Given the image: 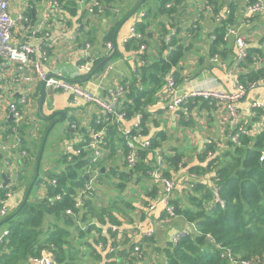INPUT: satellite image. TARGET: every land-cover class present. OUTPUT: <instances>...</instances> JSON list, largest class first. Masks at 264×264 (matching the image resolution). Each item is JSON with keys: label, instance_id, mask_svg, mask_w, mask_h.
<instances>
[{"label": "trees", "instance_id": "16d2710c", "mask_svg": "<svg viewBox=\"0 0 264 264\" xmlns=\"http://www.w3.org/2000/svg\"><path fill=\"white\" fill-rule=\"evenodd\" d=\"M57 1L59 11L54 7L50 9L59 13L57 16L60 24L67 25V16L69 20L79 16L77 0ZM159 1L157 10L150 7L141 13L142 20L132 25L135 33L131 32L130 27L129 35L123 39L124 48L136 57V65L134 69L132 68L131 77L121 84L125 88V93L120 99L122 111L126 112L125 118L119 123L106 121V116L102 113L101 121L95 126L96 131H102L99 144H104V151L105 148L109 149V154L91 163L93 150L89 145L72 161H68L61 154L54 165H46L42 160L40 176L28 202L9 222L1 226L3 232L7 230L8 233L0 241V264H32L31 259L40 256L44 251L53 257L54 264H78L77 261L85 256H87V264H102L103 260L106 263L108 259L112 264H241L243 260L264 264V107H252V104L251 108L255 110V115L249 117L251 125L243 120L240 113V123L246 126L247 131L240 134L239 142L231 139V136L238 131L237 128L225 130L228 132V140L223 144L224 146H220V143L218 146L216 141L208 138L206 142L203 141L198 145L196 163L189 168V174H196L193 177L195 182L190 186L181 185L177 181L178 178L176 179V193L172 201L175 215L170 216L164 209L163 219H165L164 224L171 227L177 218L181 217L188 223V227L177 229L172 235L180 231H184L185 235L177 243L171 240L167 246L157 247L158 256L155 255L153 245L156 234L140 241L139 251H135L134 246L119 250L116 238L120 234L128 233L120 232V229L137 225L134 224L135 208L138 207L140 211L146 212L145 205L148 198L158 197L160 187L153 181L147 182L151 179L149 174L152 169L157 167L155 150L161 153L167 163L164 174L168 177L175 178L173 174H177L188 165L187 152L183 148L170 147L167 144L168 149L176 151L171 154L164 146L168 140L167 131L152 132L150 120L152 113L149 109L159 101L161 92L167 91L168 74L174 71L178 84L186 78L197 77L183 75L182 63L186 54L198 41H206L209 46L206 54H201L199 60L200 64H205V70L210 69L213 72L215 65L225 67L228 65L227 62H233L230 61V56H234L235 64L238 55L235 40L233 37H228L227 30L229 24L235 25L237 21V4L234 1L225 7V0H197L194 3L197 5L198 16L186 25L180 24V18L187 12L188 0ZM172 1L173 4L168 7L167 4ZM244 1L249 5L257 0ZM99 2L101 11L99 6L94 7L93 12L87 7L82 17L88 14L95 16L98 23L103 20L106 23L108 17L116 19L111 13L112 8L116 9L114 5L112 6L115 0H99ZM144 2L147 3L148 0H143L141 5H144ZM207 5H210L213 11L207 10ZM216 13L223 14L221 22L216 20ZM176 14L180 15L178 22L173 25L168 23V20H172ZM203 17L212 20L207 33L208 39L206 36L204 38L202 33ZM22 19L23 16L17 21ZM121 21L122 19L117 20L106 31L104 42L114 43L116 50L111 51L113 54L111 59L95 74L105 70L112 59L123 55L115 36V30ZM154 24L161 27V33L158 40L152 44L150 41L154 37L152 30ZM77 26L79 30L82 29L81 23ZM14 27L12 43H14ZM261 37L256 46H250V40L247 38V55L235 66V69L241 70L238 74L235 73V82L238 81L247 88L254 82L257 84L264 82V36ZM74 41H77V38ZM84 41L81 49H84L86 44H90L92 49L94 40L88 38ZM144 44L147 46L146 49L142 48ZM216 55L220 57L218 62L213 61ZM92 56L95 58L94 67L106 58V56L96 57L93 54ZM82 58L84 59L80 64L86 60V57ZM258 88L261 86L255 89ZM22 103L28 104V100ZM22 103L17 104L21 114H23ZM199 108L200 110L217 109V103L201 97H191L175 112V116L181 115L182 122L193 126L195 124L193 112ZM137 114L141 115V121L139 126L130 125L131 134H139L141 140H151V144L140 147L141 158L135 165L129 166L125 159L126 170L119 171L112 165L109 166L107 161L116 154V147L119 145H123L124 154L127 152L123 129L128 128L126 126L128 121H135ZM22 119L23 116L19 121L12 118L8 122V132L13 133L14 136L13 128L18 129L27 156L22 158L16 151L18 157L13 159L19 160L17 163L22 167L16 178L18 183L16 186L2 185L0 191L3 196L8 191L14 192L23 180L26 194L35 176L42 142L50 126L45 127L40 144L33 149L29 147L27 137L21 134ZM71 131V127L66 129L68 134L73 135ZM104 132L106 133L103 137ZM82 134L90 143L88 132ZM47 144L48 140L46 146ZM84 146L85 142L82 140L78 147ZM89 166L98 171L101 181H106L112 186L108 204L97 194L78 196L79 189L87 182L85 169ZM103 167L105 170L102 169ZM117 175L119 178L116 177ZM53 180L56 182L53 183ZM138 184H143L142 191L146 192L139 197L137 196L141 190L137 189ZM36 186H40V195L34 193ZM58 194H62V197L57 198ZM134 194L137 195L131 197ZM79 200L81 206L78 205ZM139 200L140 204L137 205ZM20 204L10 212L7 209V214L4 217L0 216V222L15 213ZM126 216L131 218V223H126ZM135 216L138 218L136 214ZM105 225L110 226L105 227ZM113 226H118L119 230L113 231ZM105 228L109 229L110 236L103 233ZM115 247L116 249L111 251Z\"/></svg>", "mask_w": 264, "mask_h": 264}, {"label": "crops", "instance_id": "0c3cea01", "mask_svg": "<svg viewBox=\"0 0 264 264\" xmlns=\"http://www.w3.org/2000/svg\"><path fill=\"white\" fill-rule=\"evenodd\" d=\"M66 1L68 0H65V2ZM77 1L80 10L79 16L74 19L71 18L70 20L67 16L66 25L64 23L60 24L57 16L59 13L50 9L51 0H10L9 13L16 21L13 29V42L15 44H13L20 45L22 43H32L36 47V52L31 55L30 60L26 63L14 61L9 58L2 59L0 65V91L2 93V96H0V145H8L14 138L13 133L11 134L8 132V122L11 120L9 105L11 103L20 104L23 98L28 100V104L22 103L23 119L21 121V134L23 137H27L29 147L33 149L40 144L45 127L49 126L54 118L60 117V115H57L50 120L48 117L51 114L54 112H66L67 118L70 116L68 124L62 130L66 138L64 139L65 141L58 143V154H55L57 157L61 154L59 150L61 147L73 146L74 148H78V145L81 143V133L92 131L96 124L101 121L103 112L96 104L81 100L77 105H73L72 101L75 99L73 94L60 90L50 91L46 86L45 101L43 109L41 110L40 98L44 82L33 69L31 60H40L52 75L61 74L63 77L79 85L81 84L85 89L101 97H106L111 88L117 87L119 84H122L125 79L131 77L132 71L136 65V57L124 48L123 39L129 35L130 27L136 24V21L142 20L141 13H144L146 9L148 10L150 7L157 10L160 1L156 0L149 5L144 2V5H141L143 0H115L112 6L114 5L116 9L114 10L112 8L111 13L116 19L108 17L106 23L104 20L98 23V21L95 20V16H89V14L82 17L90 0ZM196 1L197 0H188L186 3L187 12L180 18L181 25L188 24L198 16V10L196 9L197 5L194 3ZM233 1L237 4V21L235 25L239 28L240 33L249 38L250 46L258 45L262 38L261 36H264V10L249 18L245 10L247 3L244 0H225V7ZM22 16L24 19H22V21H17V19H20ZM179 16L180 15L176 14L172 20H168V23H172V25L175 22L177 23ZM120 19H122V21L115 30V36L123 55L112 59L105 70L92 75L87 80V74H83L80 71V62L84 59L82 57H85V50L83 48L81 49L85 42L84 39L90 38L94 40L91 47L92 49H89V51L96 57L110 56L111 51L107 48L104 37L106 31ZM202 20V33L204 38L206 36V39H208L207 33L212 25V20L207 17H203ZM80 23L82 27L81 30H79L77 26ZM160 28L161 27H157L156 24L152 26L154 33V37L150 41L152 44L158 40L161 33ZM76 38L77 41H74ZM208 49L209 46H207L206 41H198L195 47L186 54L182 63V74L188 76L196 75L197 77L184 79V81L179 84L182 90H191L195 86H206L225 91L231 90L234 84L235 73L238 74L241 72V70L235 69L234 56H230V61L233 60V62H227L228 65L222 68L219 65H215L213 66L215 67L214 71L211 72L210 69H204L205 64L199 63L200 55L206 54ZM234 51L236 53L235 45ZM201 71L203 72L201 73ZM247 95L240 102V113L243 120L245 122L247 121L248 125H251L249 117L255 115V110H252L251 104L254 100H264V87L255 89ZM169 99L170 96L168 91L163 90L159 101L150 107L149 110L152 113L150 119L152 122V132L165 130L168 134V140L166 142L169 143V146L178 148L186 147L189 149V153L186 157L188 165L180 172L173 175L175 180L178 178L177 181H179L181 185L188 184V186H190L195 182L193 177H195L196 174H189V168L196 163L195 156L198 152V145L203 141L206 142L210 135L213 141H216L217 144H221L220 146H224L223 144L228 140V132L223 129L224 124L221 119L223 106H217V109L213 110H208L207 108L201 110L200 108L198 110L195 109L197 110L193 112L195 124L189 126L182 122L180 114V117H176L175 112H169L166 109L167 100ZM71 122H76L77 124V129L71 128L73 135L66 132V129L70 128ZM131 124L132 121H128L126 126H130ZM22 128H24V130H22ZM82 129L84 130L82 131ZM199 132H203V134ZM105 133L106 132L103 133V137ZM54 140L53 138V140L50 141V145L52 143V146H54L55 143H57V141ZM164 146L168 149L165 143ZM116 148V154L111 157L107 163L109 166L112 165L114 169L116 168L119 171L126 170L123 145H119ZM168 150L171 154L176 152L174 149ZM53 153H55L54 149ZM108 154L109 149L105 148L104 156ZM6 156H11L8 160L12 162H15L14 159L18 157L16 150H11L10 153L2 151L0 155V188L2 187V183L4 184L3 174H7L8 177L9 174H12V169H8V164L4 159ZM16 162H19V160H16ZM51 164L54 165L55 163ZM21 169L22 167L19 165L18 173ZM150 181L152 180H147V182ZM104 185V181H102L101 184H98L96 191V194L101 196L102 199L103 196H108L107 192H109V189L110 192L113 190L111 188L107 189V186ZM142 185L143 184H140V190H142ZM157 185L160 187L159 189H161V185ZM150 189L151 188H149V190ZM145 193L141 191L138 193L137 197ZM25 195V181L23 180L6 204L8 212L14 210L23 201ZM146 198L143 202H145ZM103 201L106 204L110 202L109 199L108 201ZM139 202H137V205L140 204ZM163 210L164 208L162 206H158L151 212L146 213L145 211H140L139 208L136 207L134 212L138 216V218H136L134 214V224H139L145 233L155 231L154 235L156 234V236L154 239L155 242L153 243L156 252L155 255L159 253L156 249L157 247L160 246V248H163L171 242L172 233L175 230L188 227V223L181 217L177 218L175 224L171 227L166 226L163 222ZM126 219V223L132 222L130 217L126 216ZM159 220L162 221L161 225H158ZM109 226L110 225H105V227ZM145 237L149 236L146 235L131 239L128 233H124L123 235L120 234L116 240L119 245V250H122L123 248H132V246H134L133 242L136 241V244L140 245L139 242ZM120 261H122V259H120ZM102 264L112 263L110 259H108L106 263L103 260Z\"/></svg>", "mask_w": 264, "mask_h": 264}, {"label": "built area", "instance_id": "2783aa9c", "mask_svg": "<svg viewBox=\"0 0 264 264\" xmlns=\"http://www.w3.org/2000/svg\"><path fill=\"white\" fill-rule=\"evenodd\" d=\"M174 2L177 0H173ZM173 1L168 3L167 6H171ZM9 3L10 0H0V65L2 59L9 58L14 61L26 63L30 60L31 55L35 54L36 47L32 43H25L19 46H15L12 43V28L14 27L15 21L11 17L9 13ZM100 7L101 4L99 0H91L88 4V10L93 12L94 7ZM50 7H54L56 11H59V2L57 0H51ZM207 10L213 11V8L210 5H207ZM102 8L100 7V11ZM247 12V17H251L254 14L262 12L264 10V0H257L253 4L246 5L245 8ZM223 14L216 13V20L221 22ZM22 18V17H21ZM131 32L135 33V28L131 26ZM228 30V37H233L235 40V44L238 49V55L236 57L235 65L237 66L247 55V47H248V39L245 35L240 33L239 28L236 25L229 24L227 26ZM174 34V32H172ZM170 37V36H169ZM168 37V38H169ZM264 44V43H263ZM90 44H86L84 47V53L86 60L80 64V71L83 74H89L94 69L95 58L92 56V53L89 51ZM107 47L110 51L114 49V43H107ZM142 48L146 49L147 46L144 44ZM220 60L219 55L213 57V61L218 62ZM33 69L37 72L38 76L43 80L46 84V88L50 91L60 90L62 92L71 93L74 95L75 99L72 101L73 105H77L81 100H84L87 103H94L99 106L106 116V121H117L118 123L121 122L125 118V111H122L121 106V97L125 93V88L123 85L119 84L115 88H111L108 95L106 97L98 96L91 91L85 89L81 85L77 84L76 82L63 77L61 74L52 75L49 70L40 62V60L35 59L31 60ZM28 78V77H27ZM264 87V82L257 84L256 82L252 83L248 88L241 84L240 82L234 80V84L229 91L219 90L211 87L206 86H195L191 90H182L179 87V84L176 81L174 76V71H171L167 76V85L166 89L169 93L170 99L166 105V109L169 112H176L180 108H182L185 102L191 97H201L210 101H214L217 103V106H223V114L221 115V119L223 122V128L233 130L238 129V131L231 136V139L234 142H239L240 134L245 133L247 128L244 124L240 123V102L246 95L249 93L250 90L255 89L257 87ZM1 93V91H0ZM22 102H27L26 98L22 99ZM10 115L17 121H19L22 117L21 112L19 111L17 104L11 103L10 105ZM252 107H264V100H254L252 103ZM111 117V118H110ZM141 121V115L137 114L135 121L132 120L131 126L134 124L135 126H139ZM131 126H127L128 128L123 129L124 136L126 138V143L128 150L125 153V159L129 166H133L137 163V161L141 158L140 154V147H146L151 144V140H141L140 135H132ZM70 127L72 129H77L76 122H71ZM14 130V138L12 139L11 143L8 145H0V155L2 151H6L8 153L11 150H16L20 157L27 156V150L23 147V138L18 133V129L15 127ZM82 134V133H81ZM89 139L91 142L89 143L88 138H84L83 134L81 137V141L85 142L84 147L74 148L73 146L68 147H61V155L62 157L66 158L68 161H72L75 156L82 154L84 149H87L90 145L92 148V157L91 163L97 162L99 159L103 158L104 155V144L100 145L99 140H101L102 131H96L95 128L92 131L88 132ZM155 154L157 155V167L152 169L151 171V180L156 182L157 184L161 185V189L158 190V197H150L147 200L145 205L146 212L149 213L154 210L158 206H162L165 211L170 216L175 215V207L172 203L175 193H176V180L174 178L168 177L164 174V170L167 168V163L164 157L158 150H155ZM8 158L11 156H6L4 159L8 164V169H12L9 176L11 177H18V169L19 163L9 161ZM87 182L83 187L79 189V197L89 195L94 196L97 191L98 184H101L102 181L100 179V174L98 171L89 166L85 169ZM89 173V174H88ZM119 178V175L116 176ZM56 180H53L55 183ZM13 195L12 191H8L3 196L0 191V216H5L7 214V202L9 198ZM216 195H218L216 189ZM62 194H58L57 198H61ZM83 198V197H82ZM140 201V200H139ZM138 201V202H139ZM78 205L81 206V201L79 200ZM71 212V210H68ZM165 222V219H163ZM162 221L159 220L158 225H161ZM113 231L119 230L118 226L112 227ZM127 231L130 235L131 239H135L141 236H152L154 235L155 231H151L145 233L139 224L133 227H128L126 229L121 230L120 232ZM8 233L7 230L3 232L0 236V241L2 240L3 236ZM104 234L109 235V229L105 228L103 230ZM185 235L184 231L175 232L172 236V240L174 243H177L183 236ZM110 236V235H109ZM133 242L135 251L140 250V245ZM104 247L103 245L101 246ZM115 248L111 249V251L115 250ZM32 264H54L53 257L47 253L46 251L42 252L40 256H35L31 259ZM241 264H255L249 260L241 261Z\"/></svg>", "mask_w": 264, "mask_h": 264}, {"label": "water", "instance_id": "95a60500", "mask_svg": "<svg viewBox=\"0 0 264 264\" xmlns=\"http://www.w3.org/2000/svg\"><path fill=\"white\" fill-rule=\"evenodd\" d=\"M116 49H114L115 51ZM113 54H111L110 56H107L106 58H104L103 60H101L93 69V71L91 73H89L87 75V80L96 73V71L102 66L104 65L105 63H107L111 57H112ZM45 86L46 84L44 83L43 84V87H42V95H41V98H40V108L41 110L43 109V105H44V101H45V96H46V90H45ZM42 112V111H41ZM57 115H60V117L58 118H54L55 116ZM13 117L10 115V119H12ZM54 118V119H53ZM66 118H67V114L66 112H54L53 114H51L48 119H53L49 128L47 129L46 131V134L44 136V139H43V142H42V146H41V149H40V153H39V156H38V160H37V163H36V168H35V176L32 180V182L30 183L29 187H28V190L26 192V195L22 201V203L20 204L19 208L16 210L15 213L13 214H10L8 217L4 218L1 222H0V227L4 224H6L7 222H9L15 215L16 213H18L23 207L24 205L28 202V199H29V196L33 190V187L35 186L39 176H40V168H41V163H42V160H43V155H44V151H45V148H46V143H47V140L49 138V135L51 133V131L53 130V128L58 124V123H62L64 121H66ZM103 170H105V168L103 167L102 168ZM11 177V176H9ZM7 176V174H3V179H4V184L3 186H7L9 183H11L12 181V178L14 180H16L17 177H11L9 178Z\"/></svg>", "mask_w": 264, "mask_h": 264}, {"label": "rangeland", "instance_id": "374dc122", "mask_svg": "<svg viewBox=\"0 0 264 264\" xmlns=\"http://www.w3.org/2000/svg\"><path fill=\"white\" fill-rule=\"evenodd\" d=\"M154 1H156V0H148V2H147V4L149 5V4H152V3H154ZM99 73V72H98ZM0 96H2V93H1V95ZM257 110V109H256ZM70 120V116H69V118H67V120L65 121V122H63V123H58L54 128H53V130H52V133L49 135V139H48V144H47V146H46V150H45V153H44V156H43V160H44V164H51V163H56V159L58 158L55 154H58V148H59V142H62V141H65L64 139L66 138L64 135H63V132H62V130L66 127V125L68 124V121ZM262 121V120H261ZM264 122V121H263ZM253 124H255V122L253 123ZM22 130H24V128H22ZM200 134H203V132H199ZM53 138L55 139L54 141H57V143H55V145L54 146H52V143H51V145H50V141H52L53 140ZM208 138H211V135L208 137ZM212 139V138H211ZM165 144L167 145V144H169V143H167V142H165ZM171 147V146H170ZM53 149L55 150V153H53ZM184 149V151L185 152H187V154L189 153V149L188 148H183ZM11 178V177H10ZM105 177L103 176V179H104ZM17 180H14L13 178H12V183L10 184V186H16L17 185V183H18V181L16 182ZM104 186H107V189H109V188H111L112 186L108 183V182H106V181H104ZM2 185H3V183H2ZM137 187H138V189H140L141 187H140V184H138L137 185ZM39 188H40V186H36L35 187V191H34V193L35 194H37V195H40L41 194V192L39 191ZM1 189V188H0ZM114 190L116 191V188H114ZM142 191V190H141ZM117 192V191H116ZM110 189H109V192H107V194H108V196H103V199L104 200H107L108 201V198H109V195H110ZM131 195V194H130ZM137 194H134V195H132L131 197H135ZM126 200V199H125ZM119 202H121V201H119ZM2 233H3V228H0V236L2 235ZM83 254H84V252H83ZM157 256H158V254H156ZM86 259H87V256H85L84 258H81L79 261H77L78 262V264H87V261H86Z\"/></svg>", "mask_w": 264, "mask_h": 264}]
</instances>
